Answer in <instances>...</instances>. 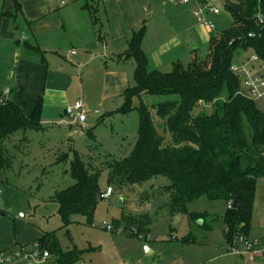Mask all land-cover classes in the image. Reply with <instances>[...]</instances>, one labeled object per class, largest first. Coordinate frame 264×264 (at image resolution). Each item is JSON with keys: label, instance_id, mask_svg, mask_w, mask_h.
<instances>
[{"label": "trees", "instance_id": "obj_1", "mask_svg": "<svg viewBox=\"0 0 264 264\" xmlns=\"http://www.w3.org/2000/svg\"><path fill=\"white\" fill-rule=\"evenodd\" d=\"M13 1L15 14H5L16 23L21 5ZM224 7L233 21L212 37L206 56L194 55L187 65L177 61L170 72L149 69L142 50L145 28L132 34L122 58L136 63L134 85L124 92L120 112L127 115L138 111V139L129 158L110 160L107 167L108 187L113 192L166 177L168 202L163 205L172 214L185 213L187 205L202 196L225 201V238L233 248L241 238L248 239L257 182L264 178V113L255 106V100L242 93L241 81L231 67L248 50L264 64V21L257 20L258 13L264 15V0H224ZM25 44L28 53H38V48ZM144 95L179 97L152 107L163 120L162 134L142 101ZM135 98L140 101L138 107L133 104ZM201 103L213 107V113L193 115ZM41 106L39 100L27 116L14 101L0 100V168L10 162L4 147L7 139L17 132L42 129ZM92 131L87 134L91 136ZM70 165L75 183L53 199L59 207L61 229H67L79 216L91 223L102 193L98 174L90 172L77 153ZM236 198L238 205L234 209ZM113 226L122 229V234L140 238L150 233L151 221L146 216L123 215ZM37 242L39 252L47 250L51 255L48 264L81 261L77 249H61L54 232H44Z\"/></svg>", "mask_w": 264, "mask_h": 264}, {"label": "rangeland", "instance_id": "obj_2", "mask_svg": "<svg viewBox=\"0 0 264 264\" xmlns=\"http://www.w3.org/2000/svg\"><path fill=\"white\" fill-rule=\"evenodd\" d=\"M4 5L5 0H0V17ZM216 6L219 7L221 14L217 17L207 16L208 21L215 26L214 35L222 33L233 21L232 14L221 0L216 2ZM18 23L16 22L17 28ZM18 35V39L21 40L20 33ZM15 49L14 43L0 40V92L10 86L6 82V73L8 66L11 67V55ZM207 51L208 45L200 47L196 55L203 58ZM251 54L252 50L246 52V55ZM190 60L191 57H186L180 61L187 65ZM239 62L240 59L237 58L234 63ZM130 63L135 65L133 60L129 61ZM172 69L173 66L160 71L170 72ZM255 70L260 72L259 64H255ZM261 74L264 77L263 71ZM133 85L131 79V86ZM178 99L179 97L175 95L143 96L142 101L151 110L159 133L162 134L164 131L163 120L152 107ZM133 104L138 107L140 101L135 98ZM121 106L122 103L117 102L103 107L95 105L92 108H99L100 115L89 114L90 127L75 135L72 134L71 139L67 137L68 133L71 134L69 130L46 121L41 123L42 129L39 131L17 132L5 141V152L10 162L8 166L0 168L1 246L14 255L22 250L27 254H36L40 246L37 238L44 232H54L64 252L71 251L74 247L82 252V261L79 264H105L107 261H114L116 251L122 252L124 247L116 242L123 238L114 231L116 235L105 230L102 225L106 223L112 226L122 215L130 214L150 219V238L153 242L169 245L172 238L178 237L179 242L186 238H194L199 243L207 242L214 246V257L231 251L230 256L216 257L211 264H264L263 256H258L250 262L249 256L243 254L245 245L240 244L232 250L226 244L223 229L228 206L225 201H211L202 196L190 202L185 213L172 214L169 208L163 205L168 202L165 187L169 185L164 176L140 185L115 189L111 198L99 200L91 223L87 218L79 216L67 229H61L59 207L53 199L75 183L70 165L74 153L80 156L90 172L98 174L99 187L104 192L109 186L108 162L113 159L129 158L133 152L138 139L139 114L134 110L124 115L120 112ZM255 106L264 113L263 100H255ZM213 111V107L201 103L194 109L193 115L212 114ZM90 129H93L91 136L87 134ZM2 213L4 216H1ZM245 243L253 244L254 252L264 255V178L257 182L251 230L248 239L243 238V244ZM102 246L105 250L103 252ZM46 251L40 250V256ZM50 259L49 254L45 264H48Z\"/></svg>", "mask_w": 264, "mask_h": 264}, {"label": "crops", "instance_id": "obj_3", "mask_svg": "<svg viewBox=\"0 0 264 264\" xmlns=\"http://www.w3.org/2000/svg\"><path fill=\"white\" fill-rule=\"evenodd\" d=\"M17 1L21 5L17 22L28 38L25 41L18 39L16 23L5 14H15V4L13 0H5L0 17V40L14 43L16 49L11 55L12 68L8 66L6 73V82L10 86L5 90L10 92L4 97L5 90L1 91L0 100L14 101L27 116L41 100V123L50 121L69 130L68 139L90 127L89 114L100 115L94 113L99 109L92 108L95 105L103 107L124 103V92L131 87V79L134 82L136 63L122 56L128 51L133 33L145 28L142 50L151 70H165L181 59L196 55L198 48L209 45L215 36V29L205 26L194 15L202 0L182 4H176L177 0ZM210 15L218 16L206 13L204 18ZM25 42L38 48V53H28ZM247 56L242 53L238 57L239 64ZM131 60L135 65L129 64ZM78 100L83 101L86 107L87 121L84 125L65 115L66 107ZM225 231L224 223L223 237L233 250L241 244L242 238L239 245L232 248L225 238ZM150 234L151 229L146 237L140 238L119 234L123 239L116 242L121 243L124 249L116 251L114 261L105 264H211L216 257L231 255L230 251L214 257V246L207 242L199 243L194 238L181 242L178 237L172 238L167 245L153 242ZM1 245L0 241V248L9 251ZM243 254L249 256L250 262L258 256L264 257L261 254Z\"/></svg>", "mask_w": 264, "mask_h": 264}, {"label": "built area", "instance_id": "obj_4", "mask_svg": "<svg viewBox=\"0 0 264 264\" xmlns=\"http://www.w3.org/2000/svg\"><path fill=\"white\" fill-rule=\"evenodd\" d=\"M192 0H177L176 4L186 3ZM219 0H202L197 11L194 12V15L201 19L202 23L209 27L210 29H215L213 23L204 18L206 13L213 15H220L221 11L216 6V2ZM224 3V0H221ZM257 20L259 23H263L264 15L262 13L257 14ZM252 36V35H250ZM75 54V53H74ZM255 64L260 65V72L255 70ZM232 72L240 79L241 81V91L252 100H263L264 101V77L261 74V71L264 72V64L260 61L259 57L256 54H251L247 56L246 60L240 64H233L231 67ZM9 90L6 89L3 92V96L6 97L9 94ZM95 114H99L100 111H94ZM65 115L81 125H84L87 121L86 107L83 101L78 100L72 105H68L65 109ZM113 194L112 188L108 187L104 192L101 193V200H108ZM0 198V209L2 208ZM102 228L109 232H116L122 234V229H115L114 226H109L104 223ZM245 252L253 256L257 255L254 252V245L250 243H245ZM38 257L35 260V254H27L23 250L14 255L6 250L0 249V264H45L46 260L49 258L48 251L43 252L40 256L38 251Z\"/></svg>", "mask_w": 264, "mask_h": 264}, {"label": "water", "instance_id": "obj_5", "mask_svg": "<svg viewBox=\"0 0 264 264\" xmlns=\"http://www.w3.org/2000/svg\"><path fill=\"white\" fill-rule=\"evenodd\" d=\"M18 30H19V33H20V37H21V40L25 41L27 40L28 36H27V33L26 31L21 27V25L18 23ZM238 205V198H236L233 203H232V208H236ZM2 216H4V213L1 214ZM243 243V238L241 240V244ZM38 257V253H36L34 255V259L36 260Z\"/></svg>", "mask_w": 264, "mask_h": 264}]
</instances>
